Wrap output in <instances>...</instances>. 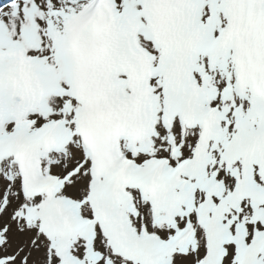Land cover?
Masks as SVG:
<instances>
[{
  "label": "snow or ice",
  "instance_id": "obj_1",
  "mask_svg": "<svg viewBox=\"0 0 264 264\" xmlns=\"http://www.w3.org/2000/svg\"><path fill=\"white\" fill-rule=\"evenodd\" d=\"M0 264H264V0H0Z\"/></svg>",
  "mask_w": 264,
  "mask_h": 264
}]
</instances>
